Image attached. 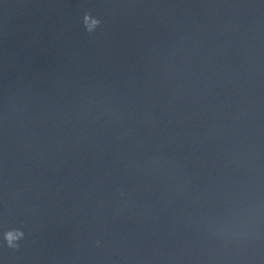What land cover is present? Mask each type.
<instances>
[{
    "label": "water",
    "instance_id": "water-1",
    "mask_svg": "<svg viewBox=\"0 0 264 264\" xmlns=\"http://www.w3.org/2000/svg\"><path fill=\"white\" fill-rule=\"evenodd\" d=\"M0 264H264V0H0Z\"/></svg>",
    "mask_w": 264,
    "mask_h": 264
},
{
    "label": "clouds",
    "instance_id": "clouds-1",
    "mask_svg": "<svg viewBox=\"0 0 264 264\" xmlns=\"http://www.w3.org/2000/svg\"><path fill=\"white\" fill-rule=\"evenodd\" d=\"M9 239L11 240V236L9 237Z\"/></svg>",
    "mask_w": 264,
    "mask_h": 264
}]
</instances>
